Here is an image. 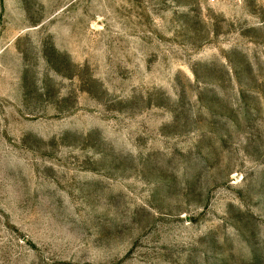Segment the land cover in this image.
Returning a JSON list of instances; mask_svg holds the SVG:
<instances>
[{
    "label": "rangeland",
    "instance_id": "rangeland-1",
    "mask_svg": "<svg viewBox=\"0 0 264 264\" xmlns=\"http://www.w3.org/2000/svg\"><path fill=\"white\" fill-rule=\"evenodd\" d=\"M0 264H264V0H0Z\"/></svg>",
    "mask_w": 264,
    "mask_h": 264
}]
</instances>
